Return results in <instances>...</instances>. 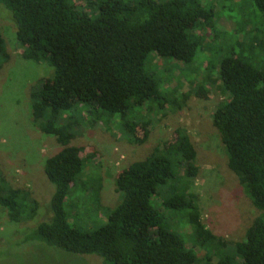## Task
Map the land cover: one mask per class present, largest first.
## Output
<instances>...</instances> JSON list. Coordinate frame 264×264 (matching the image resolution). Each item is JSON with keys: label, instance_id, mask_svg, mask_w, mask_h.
Listing matches in <instances>:
<instances>
[{"label": "trees", "instance_id": "1", "mask_svg": "<svg viewBox=\"0 0 264 264\" xmlns=\"http://www.w3.org/2000/svg\"><path fill=\"white\" fill-rule=\"evenodd\" d=\"M0 4L16 21L24 59L54 70L53 77L43 80L31 95L33 120L63 147L45 163L47 179L55 187L52 217L25 242L96 256L103 264H264V73L242 55L231 54L220 62L218 81L229 98L216 108L212 123L221 136L229 169L261 212L243 241L228 243L204 225L198 197L191 191L199 174L197 151L185 129H176L173 141L118 175L115 190L121 200L114 209L101 206L100 183L82 181L87 165L84 149L71 146L77 122L65 114L79 103L86 105L78 107L81 114L84 110L91 120L119 117L130 140L144 143L150 134L148 124L141 125L139 139V124L130 115L150 102H158L160 110L175 103V99L160 102L162 94L145 69L147 59L156 54L190 65L196 44L189 31L200 21L211 24L212 11L199 0L133 4L107 0L93 15L68 0H0ZM254 4L264 19V0ZM248 50L264 52V40L255 36ZM0 56L7 58L1 33ZM0 181V206L9 218L32 219L38 202L30 193L7 189ZM77 189L81 194L69 204ZM174 212L192 230L191 247L171 229ZM83 214L94 223L102 218L106 222L82 230L77 224Z\"/></svg>", "mask_w": 264, "mask_h": 264}, {"label": "rangeland", "instance_id": "2", "mask_svg": "<svg viewBox=\"0 0 264 264\" xmlns=\"http://www.w3.org/2000/svg\"><path fill=\"white\" fill-rule=\"evenodd\" d=\"M105 1L68 0L90 15L96 14L99 5ZM122 1L133 4L141 0ZM199 1L206 10L213 12L214 17L211 24L200 21L189 31L196 44L193 62L184 65L156 54L147 59L145 69L153 75L158 92L162 94L160 102L175 99V103L165 104L160 110L158 102H150L141 112L138 108L135 115H130L139 124L136 130L139 139L143 138L141 125L147 122L150 134L144 143L130 140L119 117L94 121L84 110L81 114L78 107H86L85 104L79 103L65 116H71L77 122L76 137L71 146L83 148V157L87 159L82 181L100 183L101 206L108 209H114L121 200L115 190L118 175L133 163L145 160L155 149L173 141L176 129H185L197 151L199 174L191 191L198 197L202 221L213 234L236 244L244 240L246 231L261 212L253 206L245 188L229 169L228 156L221 136L213 126L212 115L229 98L218 81V69L224 58L231 54L242 55L244 61L264 73V52L248 50L255 36L264 40V19L254 0ZM0 33L7 53V58L0 56V180L7 189L30 193L39 204L32 219L23 218L18 222L12 221L8 211L0 206V264H103L104 261L96 256L72 255L24 241L39 224L52 217L50 202L55 187L47 179L45 163L63 147L55 137L43 134L33 120L31 95L43 80L53 77V68L24 59L17 40L16 21L2 4ZM1 186L0 181V189ZM81 190L77 189L72 199V195L69 197V204L78 198ZM83 215L77 224L82 230L106 222L102 218L97 219L99 223H94ZM182 222L179 213H172V231L182 234L191 247L192 230Z\"/></svg>", "mask_w": 264, "mask_h": 264}]
</instances>
